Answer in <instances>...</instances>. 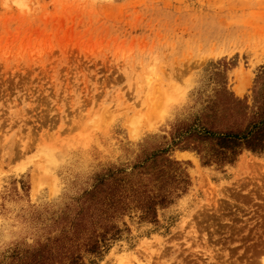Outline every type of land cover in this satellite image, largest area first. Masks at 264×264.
I'll list each match as a JSON object with an SVG mask.
<instances>
[{
  "label": "rangeland",
  "instance_id": "1",
  "mask_svg": "<svg viewBox=\"0 0 264 264\" xmlns=\"http://www.w3.org/2000/svg\"><path fill=\"white\" fill-rule=\"evenodd\" d=\"M262 67L264 0H0V264L102 208L85 196L98 174L168 147L217 72L251 100ZM170 155L187 191L156 221L116 219L119 237L84 263L264 264V154Z\"/></svg>",
  "mask_w": 264,
  "mask_h": 264
},
{
  "label": "trees",
  "instance_id": "2",
  "mask_svg": "<svg viewBox=\"0 0 264 264\" xmlns=\"http://www.w3.org/2000/svg\"><path fill=\"white\" fill-rule=\"evenodd\" d=\"M216 74L224 80L222 86L192 121L178 126L168 147L146 150L130 171L112 167L98 174L85 196L89 205L96 199L102 208L68 214L63 236L17 252L10 264H85L80 250L101 255L122 231L115 220L132 209L140 210L144 221H156L158 208L171 205L191 184L182 162L170 155L174 148L190 149L202 165L218 167L234 165L245 151L264 154V67L255 78L251 100L229 88L226 73Z\"/></svg>",
  "mask_w": 264,
  "mask_h": 264
}]
</instances>
